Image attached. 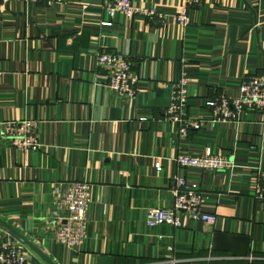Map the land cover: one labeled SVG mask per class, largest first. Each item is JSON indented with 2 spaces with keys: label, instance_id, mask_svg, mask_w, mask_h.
Listing matches in <instances>:
<instances>
[{
  "label": "crops",
  "instance_id": "crops-1",
  "mask_svg": "<svg viewBox=\"0 0 264 264\" xmlns=\"http://www.w3.org/2000/svg\"><path fill=\"white\" fill-rule=\"evenodd\" d=\"M106 0H0V220L54 264H264V205L255 199L264 170V127L246 111L240 123L208 121L181 139L164 120L172 85L188 78V109L209 116L206 99L237 95L244 75H264V0H203L182 24L175 18L117 14ZM141 9L178 12L185 0H132ZM104 23H110L105 25ZM128 55L140 78L126 99L109 88L97 54ZM38 121L37 149L18 150L7 124ZM234 154L231 171L186 172L179 152ZM228 156V155H227ZM179 173L198 182L209 224L182 213L179 228L150 227V207L171 208ZM92 185L88 238L80 249L56 240V184ZM0 225V239L8 234ZM245 234L247 257L214 252L216 232ZM10 232V231H9ZM25 244V243H24ZM168 245L173 250H168ZM27 264H48L28 245Z\"/></svg>",
  "mask_w": 264,
  "mask_h": 264
},
{
  "label": "built area",
  "instance_id": "built-area-1",
  "mask_svg": "<svg viewBox=\"0 0 264 264\" xmlns=\"http://www.w3.org/2000/svg\"><path fill=\"white\" fill-rule=\"evenodd\" d=\"M203 0H185V6L178 12L157 14L135 6L132 0H106L104 7L114 18L117 14L127 17L144 15L159 16L164 19L175 18L182 24L189 19V9L202 5ZM110 25V23H104ZM96 63L107 71L109 88L126 99H134L140 78L133 69V61L126 54L118 52H101L97 54ZM188 78L182 75L179 81L172 85V101L164 111V120L175 125L176 133L181 139H186L193 130L199 131L208 121L229 125L240 123L246 111L258 113L260 123L264 127V75H244L238 84L237 95L219 91L213 97L206 99L205 106L210 110L209 116H194L188 109ZM8 136L13 146L18 150L37 149L40 146L37 137L38 121L24 119L7 124ZM228 155V156H227ZM217 155L211 148L199 154L179 152L175 158L179 168L186 172H234L236 162L234 154ZM187 173V174H188ZM187 174L175 176L170 187L174 204L171 208L150 207L146 212L148 226L155 227L168 224L176 228L182 225V213L191 218L209 224H215L218 214L202 210L204 193L198 182L191 180ZM256 186L254 197L264 205V170L255 171ZM55 199L57 208L54 217L65 220L56 231V240L70 249H80L88 238L89 213L92 204V185L88 180H71L56 184ZM24 242L8 231L0 239V264H27L22 246ZM172 251L173 246L168 245ZM172 264H189V260L180 261L171 258Z\"/></svg>",
  "mask_w": 264,
  "mask_h": 264
},
{
  "label": "water",
  "instance_id": "water-1",
  "mask_svg": "<svg viewBox=\"0 0 264 264\" xmlns=\"http://www.w3.org/2000/svg\"><path fill=\"white\" fill-rule=\"evenodd\" d=\"M0 225L8 229L13 235L21 239L33 251L41 256L48 264H54L51 259L39 249L33 242L13 229L6 222L0 220ZM252 248L251 237L245 234H235L229 232H216L212 240V250L214 252L229 253L233 257H247ZM100 264H116V258L112 256H101Z\"/></svg>",
  "mask_w": 264,
  "mask_h": 264
}]
</instances>
